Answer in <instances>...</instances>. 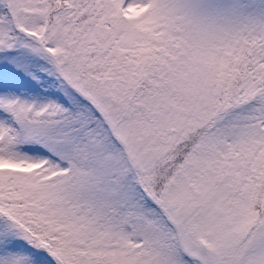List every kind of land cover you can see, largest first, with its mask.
Masks as SVG:
<instances>
[{
	"label": "snow or ice",
	"instance_id": "obj_1",
	"mask_svg": "<svg viewBox=\"0 0 264 264\" xmlns=\"http://www.w3.org/2000/svg\"><path fill=\"white\" fill-rule=\"evenodd\" d=\"M0 264H264V0H0Z\"/></svg>",
	"mask_w": 264,
	"mask_h": 264
}]
</instances>
